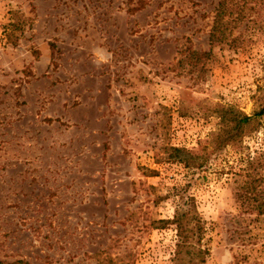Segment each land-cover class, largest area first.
<instances>
[{
	"label": "rangeland",
	"instance_id": "obj_1",
	"mask_svg": "<svg viewBox=\"0 0 264 264\" xmlns=\"http://www.w3.org/2000/svg\"><path fill=\"white\" fill-rule=\"evenodd\" d=\"M219 2L0 0V261L174 264L192 206L202 264H264V113L203 167L170 156L264 106V0L212 43Z\"/></svg>",
	"mask_w": 264,
	"mask_h": 264
},
{
	"label": "trees",
	"instance_id": "obj_2",
	"mask_svg": "<svg viewBox=\"0 0 264 264\" xmlns=\"http://www.w3.org/2000/svg\"><path fill=\"white\" fill-rule=\"evenodd\" d=\"M231 14L230 0H220L216 18L212 27L210 40L212 43L226 37L229 23L232 21L227 17ZM189 55L194 56L196 61L201 57H209L211 51L202 52L189 49ZM264 113V106L254 115L244 114L234 108L222 111V125L209 148L199 154H194L179 147L170 148V156L174 160L182 162L186 167H203L209 161L211 154L226 144H236L249 131L257 128L255 118ZM176 225L177 237L176 247L173 254L174 264H202L206 262L210 252L209 248L202 244L203 225L197 217L195 207L182 208L176 211L173 219L165 221ZM0 264H6L0 261ZM9 264H30L24 260H17Z\"/></svg>",
	"mask_w": 264,
	"mask_h": 264
}]
</instances>
